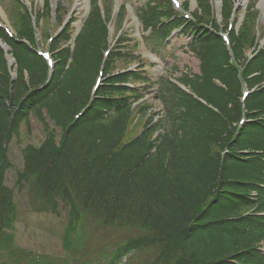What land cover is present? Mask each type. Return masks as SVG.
<instances>
[{
	"label": "trees",
	"instance_id": "obj_1",
	"mask_svg": "<svg viewBox=\"0 0 264 264\" xmlns=\"http://www.w3.org/2000/svg\"><path fill=\"white\" fill-rule=\"evenodd\" d=\"M96 41L90 35L77 49L69 72L53 98L44 101V95L34 93L18 107L14 104L16 108L10 112L0 97V182L8 167L7 143L22 121L34 113L40 115V110L45 108L49 118L59 124L60 118L54 115L59 109L56 106L74 109L72 113L79 108L81 104L78 106L77 100L83 75L90 79L97 62L93 49ZM235 42L239 53L243 41ZM12 46L20 59V74L13 82L15 102L26 89L22 70L30 73L33 84L40 80L42 70L32 53L18 45ZM226 58L222 54V62ZM255 66V60L249 63L245 75ZM1 71L0 90L9 96L0 53ZM230 74L219 72V76L229 77L233 92L236 77L235 73ZM205 88L213 93V103L220 107V113L200 107L194 115L186 112V119L180 124V116L170 112V132L163 141L161 138L154 152L145 147L144 140L129 146L123 145L124 141L118 142L129 107L123 102L112 117L104 119L102 110L111 107L109 100L95 102L68 129L60 144L48 138L39 147H26L25 169L18 181L28 186L30 204L35 211L50 212L57 206L67 211L68 223L62 240L69 255L53 258L14 246L12 235L6 230L15 215L14 204L7 188L0 187V264H84L85 248L94 247L101 248L105 256L103 264H118L129 253L134 255L126 262L140 256L137 264H233V259L237 263L251 259L250 251L259 239L261 228L251 224L249 217L215 221L242 209L244 204L237 197L246 186L239 161L226 157L221 165L215 152L218 135L225 142L232 137L226 128L237 118L227 108L233 100L232 93L212 86ZM256 100L252 98L253 103ZM258 107L259 112L264 111V107ZM194 121H205L210 132L202 133V127L197 128ZM191 123L194 129H186ZM224 133H227L225 137ZM247 135L248 127H245L240 138L226 144L241 149L247 144ZM72 150H75L73 155ZM98 231L106 234L107 239L115 232H122L123 237L117 244L109 240L107 246H101L94 238ZM112 245L113 249L105 252Z\"/></svg>",
	"mask_w": 264,
	"mask_h": 264
},
{
	"label": "rangeland",
	"instance_id": "obj_2",
	"mask_svg": "<svg viewBox=\"0 0 264 264\" xmlns=\"http://www.w3.org/2000/svg\"><path fill=\"white\" fill-rule=\"evenodd\" d=\"M26 2L28 0H25ZM53 1V0H52ZM136 5H139L144 0H134ZM192 1V0H190ZM250 0H244L242 8L239 10L238 20L235 23V28L237 29L242 20L244 10L246 5ZM36 2L41 5V0H36ZM39 7V6H38ZM0 14L3 15V12L0 8ZM82 13H80V17ZM260 23L262 24L263 36L261 42H264V19L261 18ZM44 29V28H43ZM42 31V30H41ZM50 31H53V28L50 27ZM184 40L183 37H180L175 42V47L172 51L174 54L173 58H167L165 63L175 62L179 69L185 68L186 70H190L192 72H198V59L191 55L189 51L184 50L181 52V48L179 47ZM140 47L135 48L136 54ZM160 50L166 51L165 48H160ZM123 63V62H121ZM37 65L42 68V65L37 63ZM122 66L121 64H119ZM134 65V64H133ZM149 74L157 75L158 67H153L150 69ZM88 75V74H87ZM25 78H28V74L24 72L22 74ZM86 78V74L83 75ZM23 80V77H22ZM31 82V81H30ZM81 84L80 94L78 98V106L84 102V98L86 96V91L90 85V82L83 80ZM151 87L147 89L146 94L151 95ZM158 100L157 97H155ZM154 99V105L156 106V100ZM58 112L54 114L56 117L60 118L61 123L57 124L55 120L46 116L45 119L39 118L42 113L40 112V116L32 115L29 118L28 122H23L18 126L17 132H15L10 140L8 141V145L6 147V155L5 159L8 161V167L5 168L3 177L1 178L0 187L7 188L8 193L11 196V200L14 204V217L11 223V226L7 228L9 234H11L14 238V244L22 249L34 251L37 255L41 256H52L53 258H64L69 254L64 249L62 234L64 228L66 227L68 221L67 211L57 206L53 211L50 212H37L35 211L31 204L28 194V186H25L23 182L18 181L19 175L25 169V151L26 147H39L46 139L50 138L53 141L57 142L59 140V136L61 134L63 123L70 117L71 111L69 109L61 108L56 106ZM44 110V109H43ZM46 121V122H45ZM237 124L236 122L234 123ZM90 129H87V131ZM71 154H75V150H72ZM2 164H4L2 162ZM104 232L103 229H101ZM107 235L101 232H96L94 235L95 240L98 241L99 245L107 246L109 243L107 241L114 240L117 244L120 240H122L123 233L115 232L111 235V238L107 239ZM114 243V244H115ZM90 249V248H89ZM85 248L84 250V264H103L104 257L100 252L101 248H91L89 250ZM113 249V245L106 248L105 252H109ZM93 250V254L90 251ZM96 252V253H95ZM100 252V254H99ZM99 254V255H98ZM144 253L140 254L143 255ZM134 255L130 253V255H126V260H129L130 257ZM137 256V255H136ZM81 257V256H80ZM103 257V258H102ZM135 257V256H134ZM133 257V258H134ZM82 258V257H81ZM123 258V257H122ZM131 259L129 263L137 264L140 259V256ZM123 260V259H122ZM121 260V261H122ZM82 263V262H81ZM77 264V263H75Z\"/></svg>",
	"mask_w": 264,
	"mask_h": 264
}]
</instances>
